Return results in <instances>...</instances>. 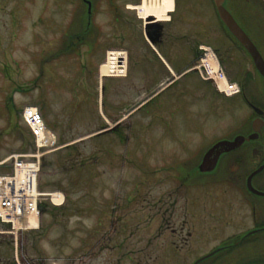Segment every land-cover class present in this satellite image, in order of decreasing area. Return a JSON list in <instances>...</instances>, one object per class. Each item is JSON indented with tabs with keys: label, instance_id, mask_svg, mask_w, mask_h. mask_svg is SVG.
Returning <instances> with one entry per match:
<instances>
[{
	"label": "rangeland",
	"instance_id": "obj_1",
	"mask_svg": "<svg viewBox=\"0 0 264 264\" xmlns=\"http://www.w3.org/2000/svg\"><path fill=\"white\" fill-rule=\"evenodd\" d=\"M251 1L228 5L252 8L254 18L262 19L257 8L264 3ZM75 6L70 0H0V104L7 95L18 113L35 106L55 137L51 146L25 151L26 139L14 140L0 111V174L11 171L14 156L28 159L38 152L43 193L35 228L12 233L0 226L6 231L0 232V264H191L240 227L230 222V187H181L179 176L206 174L179 163L194 165L250 112L240 97H219L194 72L150 96L166 70L179 74L188 64L157 60L155 46L141 41L150 38L143 27L141 34L126 23L121 40L124 26L113 23L105 5L92 19L86 42L72 55H56L81 30L72 27ZM196 7L211 12L207 2ZM136 12L124 14L134 20ZM188 29L179 22L171 31ZM111 49L126 52L122 76L100 75ZM229 54L220 65L230 80L240 81L246 60L238 63L234 47ZM16 123L24 133L21 118ZM61 194L62 204H53L52 196ZM248 214L241 205L237 215ZM199 264L234 263L223 249Z\"/></svg>",
	"mask_w": 264,
	"mask_h": 264
},
{
	"label": "flooded vegetation",
	"instance_id": "obj_2",
	"mask_svg": "<svg viewBox=\"0 0 264 264\" xmlns=\"http://www.w3.org/2000/svg\"><path fill=\"white\" fill-rule=\"evenodd\" d=\"M231 1L236 2V0H226L227 9L251 38L264 59V7L257 8L259 10L257 13L262 15V19L254 18L252 8L236 7L240 11L230 9L228 4ZM70 2L71 4H76L73 7L72 27L77 29L80 25L82 30L87 16L90 14L92 22V19L101 8L100 5H105L106 7L102 10H108V13L113 18V23L115 22L119 27L124 26L121 40L126 39V23H130L133 27L137 26L141 30V34L142 27L147 29L150 38L148 40L142 36V43L150 41L155 46V49H152V54L157 60L163 57L170 64L177 62L188 64L183 72L204 56L205 49L202 47L204 43L216 56L219 64L227 63L229 60L227 57L231 55L229 54V49L231 50L232 47L235 48L240 56L237 59L238 63L242 59L246 60V68L239 72L240 81H236L239 86V92L232 97H240L250 114L247 115L243 124L235 132L216 139L213 144L221 139H234L238 135H242L246 139L221 157L217 167L220 165L222 167L214 170H220L219 175H214L211 171L210 174H206L204 177L195 176L192 179L190 174L187 177L178 176L183 185L181 187L189 189L192 186H203L206 182L217 185L225 184L226 187H230L235 197V202L230 204V207L233 208L231 210L232 214H234L233 220L230 222L239 226L240 229L237 232H233L228 238L223 239L221 244L219 241L214 248L208 249L205 253L209 254L222 247L218 252L223 249L225 252L229 251L234 264H264V195L260 194L264 193V76L258 71L249 52L224 26L213 0H173V8L167 12V18L160 20L153 15L149 16L148 20H144L138 16L137 12L134 20H132V17L125 16L124 13L134 11L133 8L129 7V4L137 5L141 0H70ZM205 2L211 6L210 13L209 11H204L201 7H196L198 4H204ZM240 2L252 4L251 0H240ZM179 22L188 24L190 29L185 30L184 33L171 31L173 24ZM222 34L226 38L224 42L227 46L225 43L222 44L220 40L222 39ZM88 44L93 46L94 42H89ZM224 71L226 73V70ZM166 74V79L156 86L150 96L154 97L159 94L165 86L173 85L182 76H179L178 73L175 75L169 70H166ZM218 95L223 97L220 94ZM145 100L136 103L137 105H134V107L145 102ZM115 126L117 125L103 130L102 133L108 130L111 131V129L112 131L115 130ZM226 155L228 156L226 157ZM225 157L226 159L224 160ZM200 159L201 157L192 166L190 162L179 163V165L193 170L196 169L195 165ZM178 166H176V169L179 170ZM200 174L203 175L205 173ZM249 186H252L254 191L250 190ZM245 204L249 214L244 217L238 216V209ZM205 253H202L199 257L206 255Z\"/></svg>",
	"mask_w": 264,
	"mask_h": 264
},
{
	"label": "built area",
	"instance_id": "obj_3",
	"mask_svg": "<svg viewBox=\"0 0 264 264\" xmlns=\"http://www.w3.org/2000/svg\"><path fill=\"white\" fill-rule=\"evenodd\" d=\"M204 49V56L196 65L200 76L211 80L219 93L227 96L237 93L238 84L226 77L210 49L206 46ZM21 115L24 124L34 137L37 150L54 144V134L48 130L36 107L24 106ZM18 157L21 155L14 156L10 172L0 174V223L9 225L12 233L36 226L38 205L43 196L38 188L40 153H31L28 159ZM51 201L54 204H60L63 197L53 195ZM0 232L6 231L0 230Z\"/></svg>",
	"mask_w": 264,
	"mask_h": 264
},
{
	"label": "water",
	"instance_id": "obj_4",
	"mask_svg": "<svg viewBox=\"0 0 264 264\" xmlns=\"http://www.w3.org/2000/svg\"><path fill=\"white\" fill-rule=\"evenodd\" d=\"M261 1L264 3V0H261ZM213 2L216 7L219 18L221 19L224 26L240 42V44L243 45V47L249 52V54L253 58V61L258 71L264 76V59L262 58L259 51L255 47L251 38L247 35V33L239 25L237 20L234 18L233 14L227 9L225 5L226 0H213ZM91 30H92V24H91L90 14H89L87 16V19L85 20L83 29L79 33L76 34L77 37L70 40V37H74V36L69 35V37L66 38V40H68V43H70L71 45L70 47H73L72 50H74V48H77L79 45L86 42L85 38L86 36L92 33ZM245 139L246 138H244V136L238 135L234 137V139H221L215 142L213 145H210V147L209 148L207 147V149L202 154L200 161L195 165L196 171L195 170L193 171L195 172L198 171L199 173H205V174H210V172L212 171L211 173H213L214 170L217 168L221 157L225 153L236 148ZM220 154L221 156H219ZM249 189L254 191L252 186H249ZM260 194L264 195V193H260ZM221 248L222 247H219L217 250H214L210 252L209 254L199 257L192 264H198L203 259L218 252V250H220Z\"/></svg>",
	"mask_w": 264,
	"mask_h": 264
},
{
	"label": "bare ground",
	"instance_id": "obj_5",
	"mask_svg": "<svg viewBox=\"0 0 264 264\" xmlns=\"http://www.w3.org/2000/svg\"><path fill=\"white\" fill-rule=\"evenodd\" d=\"M129 7L135 9L144 20H148L151 15L160 20L167 18V12L173 8V0H141L137 5L129 4ZM125 55L126 52L120 49L108 51L107 59L100 67V75L122 76L125 71Z\"/></svg>",
	"mask_w": 264,
	"mask_h": 264
},
{
	"label": "trees",
	"instance_id": "obj_6",
	"mask_svg": "<svg viewBox=\"0 0 264 264\" xmlns=\"http://www.w3.org/2000/svg\"><path fill=\"white\" fill-rule=\"evenodd\" d=\"M72 36H74V37H70V40H72L75 37H77L76 34L75 35H72ZM70 46H71L70 43H67V45H65V47H63V49L61 51H59L58 53H56V55L59 56L61 53L62 54L72 55L74 53L75 48L72 51V48L73 47H70ZM3 69L5 71V68H3ZM0 95H1V93H0ZM44 105L42 104V109H45V106ZM0 111H1L2 115H5L6 121L8 122L6 128L9 129V131L13 133L14 140L15 141L19 140L21 142H24L25 139H26V143H23L21 145L23 147L21 149H23L25 151H27V150H31V151L35 150L33 136L31 135L28 127H26L24 133H22L21 126L20 125H17V123H16L17 120H20L21 116H20V113L17 112L16 106L12 102V100H10V97L9 96H7V95H4L3 96L2 102L0 104ZM14 117L16 118L15 121H13L14 120ZM25 133H26V135H25ZM0 226L1 227L2 226L5 227L7 225L0 223Z\"/></svg>",
	"mask_w": 264,
	"mask_h": 264
}]
</instances>
